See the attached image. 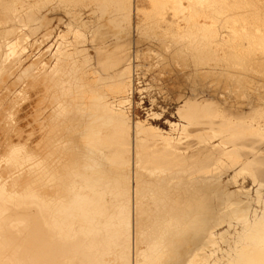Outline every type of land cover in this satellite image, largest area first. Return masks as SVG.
Returning <instances> with one entry per match:
<instances>
[{
    "label": "bare ground",
    "instance_id": "bare-ground-1",
    "mask_svg": "<svg viewBox=\"0 0 264 264\" xmlns=\"http://www.w3.org/2000/svg\"><path fill=\"white\" fill-rule=\"evenodd\" d=\"M149 1L0 0V264H264L253 28L220 18L262 3ZM169 54L191 57L189 91L135 118L138 62ZM209 69L238 82L200 95ZM166 114L167 129L153 123Z\"/></svg>",
    "mask_w": 264,
    "mask_h": 264
},
{
    "label": "rangeland",
    "instance_id": "rangeland-1",
    "mask_svg": "<svg viewBox=\"0 0 264 264\" xmlns=\"http://www.w3.org/2000/svg\"><path fill=\"white\" fill-rule=\"evenodd\" d=\"M79 1V0H78ZM134 1V5L135 6H139L140 8H146L147 7V10L148 9H150V7H151V2L149 1V0H133ZM240 2V5L242 6V0H239ZM252 2H254V5H256V4H258V3H260L259 1H261V5H256V7L255 8H252V11L251 10H247V9H251V7L250 8H248V7H240L239 9H240V11H238V9H237V11L239 12H237V14H236V9H235V11H233V13H232V10L231 11H228V13L226 12L225 14H223V15H220V18L222 19V16H223V18H224V16L227 18V19H230L229 21L231 22H234L235 24H238V25H236V27H241L240 29H242V26H244V25H247V26H249V25H251L250 27H251V29L253 28L255 31H254V33H253V29L252 30H249L250 28L249 27H247V29L248 30H246L245 32H241L242 34H241V43L242 44H244V48H243V51H244V54H243V56L244 55H246V56H244L245 58H244V61H250L249 63H252L253 62V64L255 65V66H258V67H248V65H249V63L248 62H245V64H244V69H246V68H248V70H246V71H248L247 73H246V71H245V79L246 80H244L245 81V86H244V92H245V94H246V97H247V95H248V97L247 98H249V99H254L257 95H258V98L256 97V100H258L259 99V96L260 97H263V98H260L259 100H261L262 99V101L264 100V90H263V88H264V79H262V81L260 80V81H258L259 80V78L263 75V77H264V65H260V64H256L255 62H254V60H252V58L250 57L251 55L252 56H254L255 55V52L257 53L255 56L256 57H261V55L264 53L263 51H264V39H263V37H264V9H263V3H264V0H256L257 2H255L254 0H251ZM243 2H244V0H243ZM239 3H238V5L237 6H240L239 5ZM252 6V7H253ZM260 6H261V8L262 9H260ZM244 8V9H243ZM259 8V9H258ZM254 9L256 10V11H254ZM234 10V9H233ZM243 10H246V11H242ZM262 10V11H261ZM253 11L255 12V14L253 15ZM259 11V12H258ZM232 13L233 15H231L230 13ZM248 12H250L249 13V16H247L248 15ZM252 12V13H251ZM263 13V14H261L260 15V13ZM241 14V15H240ZM247 14V15H246ZM250 14H251V16H250ZM214 15H215V13H214ZM218 15V14H217ZM216 15V16H217ZM252 15H253V17H254V19H253V17H252ZM230 16V17H229ZM242 16V18H240L239 19V17H241ZM245 16V17H244ZM246 16H247V18H246ZM259 18H258V17ZM229 17V18H228ZM171 18V17H170ZM219 18V17H218ZM221 19H219V21H221ZM239 19V20H238ZM246 19V20H245ZM252 19V20H251ZM255 19H257V20H255ZM259 19H260V22H259ZM262 19H263V21H262ZM139 19L138 18H135V22H137ZM240 20H242V23H241V21ZM251 20V21H250ZM253 20L255 21V22H253ZM178 21H180V23H181V21L182 20H178ZM237 23H236V22ZM251 22V23H248V22ZM256 21H258V23H256ZM239 22V23H238ZM245 22V23H244ZM254 23V25L255 26H257V25H259V23L261 24V25H259V26H261V28H263L262 30H260V27L258 26L257 28L254 26V27H252V25H253V23ZM262 22V23H261ZM182 23H184L183 21H182ZM263 24V25H262ZM258 28H259V30H258ZM227 30V31H229L230 30V28H228V27H220V30ZM250 31V32H249ZM253 33L254 34V36H253V34H250L249 35V33ZM260 32V33H259ZM263 32V33H262ZM245 33V34H244ZM247 34V35H246ZM257 34H260L259 36L257 35ZM254 37V38H253ZM244 38V39H243ZM245 38H246V41H245ZM251 38V39H250ZM257 38V39H256ZM249 40H252V41H249ZM247 43V45H245V42ZM254 42H255V44H254ZM251 43V44H250ZM257 43H258V45H257ZM246 46H247V48H246ZM263 46V47H262ZM143 47V45H141V47L140 48H142ZM159 48V50L161 49L160 47H158ZM256 48H259V49H256ZM260 48H261V50H260ZM249 49V50H248ZM158 50V49H157ZM252 50V51H251ZM259 50V51H258ZM248 51V52H247ZM252 52L254 53V55L252 54ZM262 52V53H261ZM248 53V54H247ZM259 53V54H258ZM261 54V55H260ZM169 55H171V58H170V56ZM168 56H167V60H168V64H167V61H166V59L163 61V62H161V63H159L161 60H159V58H157V57H151V56H149V57H147L148 58V60H151L150 62L149 61H147V58L145 59L147 62H148V64H146L147 62H145L144 60H140L138 63H142L141 65H140V67H138L139 69V71L137 72V77H136V87H137V89L134 91V94H133V103H132V106H131V108H130V110H131V113L133 114V116L135 117V118H141V119H144V118H147V115H148V113H149V110L151 109V108H153L154 110H157V111H160L161 110V107L162 106H165V107H167V108H169L170 109V111L171 110H173L174 109V107H175V104H176V102L174 101V100H171L169 97L167 98V99H165L166 97H167V93L165 94V92H168L169 91V89L170 90H172V92H171V94L172 93H174V94H176V92L178 93V91H180V90H182V89H184V90H182V91H185V92H188L189 91V86H190V84H189V82H188V80H189V78H188V75L190 74V73H192V70L190 71V69L189 68H191L192 69V59H191V57L188 59V60H186V59H180V61H178V65H181L182 63H184V60H186L187 62H185V64H182L181 66L182 67H184V65H186V67H188V69L189 70H187V68H182V67H177L178 65H176V64H174V61L172 60V56H173V54H169ZM249 55V56H248ZM258 55V56H257ZM260 55V56H259ZM177 56V55H176ZM254 56V57H255ZM151 57V58H150ZM178 57H181V55L179 54L178 55ZM210 57V56H209ZM212 57V56H211ZM210 57V58H211ZM246 57H248L247 59H246ZM263 57H264V55H263ZM262 57V58H263ZM153 58V59H152ZM154 59H157V60H154ZM233 59V58H232ZM249 59V60H248ZM264 59V58H263ZM181 60H182V62H181ZM210 59H208L207 60V62L209 61ZM231 60V59H230ZM144 61V62H143ZM156 61V62H155ZM159 61V62H158ZM173 61V62H172ZM232 61V60H231ZM243 61V62H244ZM152 62V63H151ZM210 63H212V64H215V62H214V60H213V58H211V61H209ZM166 65H165V64ZM188 63V64H187ZM191 63V64H190ZM233 63V62H232ZM145 64V65H144ZM155 64V65H154ZM160 64V65H159ZM171 64V65H170ZM211 64V67L212 66H214V65H212ZM252 64V65H253ZM263 64H264V62H263ZM163 65V66H162ZM167 67V65H168V68H165V66ZM188 65V66H187ZM152 66V67H151ZM175 68H174V67ZM202 67H203V65H201ZM250 66V65H249ZM261 66H263V68H261ZM161 68V69H160ZM162 68H163V71H160V70H162ZM176 68H178V71H179V73H178V71H177V69ZM180 68L182 69V70H180ZM250 68V69H249ZM251 68H253L252 69V71H251ZM257 68H259V70L260 71H256V70H258ZM167 69H168V71H167ZM169 69H172L173 71L171 72V74L169 73ZM254 69H255V71H254ZM164 70H165V72H164ZM187 70V71H186ZM261 70H263L262 72H261ZM209 71H212V73L210 72V75H209V73H207L208 75L207 76H209V77H206V78H204V79H201V81L199 80V82H198V87L197 88H199V89H197L198 91H199V94L200 95H202V94H205V92L204 91H209L211 88L213 89V87H214V85L216 86L217 84H220V87H221V91H223V89L228 85V86H231L232 84H235L236 85V83L238 82V78L237 77H232L231 75H229V76H226V75H222V77L223 76H225V78L224 79H221L222 77L220 76V75H217V74H219V73H215V72H213V69H209ZM251 71V72H250ZM253 71H254V73H253ZM160 72V73H159ZM162 72V73H161ZM163 72L165 73V74H163ZM190 72V73H189ZM202 72H203V70H202ZM250 72V73H249ZM259 73V75H258V73ZM249 73V74H248ZM252 73V74H251ZM261 73H263V74H261ZM188 74V75H187ZM247 74V75H246ZM255 74H257V75H255ZM164 76V77H162V76ZM187 75V76H186ZM206 75V74H205ZM204 75V76H205ZM212 75V76H211ZM251 75V76H250ZM255 75V76H254ZM158 76V77H157ZM203 76V75H202ZM249 76V77H248ZM213 77V78H212ZM215 77V78H214ZM227 77H229V78H227ZM230 77H232V78H230ZM164 80V82H163V80ZM188 78V79H187ZM210 78V79H209ZM235 80H234V79ZM258 78V79H257ZM262 78V77H261ZM260 78V79H261ZM155 79V80H154ZM215 79V80H214ZM225 79H227V80H225ZM230 79V80H229ZM213 80V81H212ZM223 80H225V81H227V82H225V81H223ZM252 80H253V82H252ZM255 80V81H254ZM152 81V82H151ZM205 81V82H204ZM214 81H216L215 83H214ZM235 81V82H234ZM240 81V80H239ZM166 82V83H165ZM169 82V83H168ZM176 83V86L174 87L173 86V88L172 87H170V86H172V85H170V83L172 84V83ZM218 82V83H217ZM229 82V83H228ZM252 82V83H251ZM255 82H256V84H255ZM162 83H165L166 85H170L169 87L168 86H166L165 84H163V85H165V86H162ZM207 83V84H206ZM222 83V84H221ZM224 83L226 84V85H224ZM228 83V84H227ZM249 83V84H248ZM251 83V84H250ZM262 83V84H261ZM211 84H214V85H211ZM248 84V85H247ZM252 84H254V86L252 85ZM178 85V86H177ZM204 85V86H203ZM225 87H224V86ZM234 85V86H235ZM249 85H251L250 87H249ZM212 86V87H211ZM161 87H162V89L164 88V89H166L165 91H164V89L162 90L161 89ZM210 87V88H209ZM219 85H217V89L218 90H215V89H213L212 91L213 92H211V94H215V91H220L219 90ZM224 87V88H223ZM256 87V89H254ZM260 87H261V89H260ZM168 88V89H167ZM248 88H250V90L248 89ZM180 89V90H179ZM238 89V87L236 88V90ZM246 89H248V90H246ZM252 89V90H251ZM155 90V91H154ZM161 90H162V93H161ZM168 90V91H167ZM178 90V91H177ZM227 90V89H226ZM226 90H224V91H226ZM261 90V91H260ZM174 91V92H173ZM211 91V90H210ZM249 91H251V92H249ZM258 91V92H257ZM149 92V93H148ZM164 92V93H163ZM236 93H235V95L237 94V92H238V90L237 91H235ZM254 92V93H253ZM259 93V94H257V93ZM208 93V92H207ZM249 93H251V96H250V94ZM253 94L255 95V97H252L253 96ZM262 95V96H261ZM165 96V97H164ZM250 96V97H249ZM163 97H164V100H163ZM153 100V101H152ZM154 102V103H153ZM160 102V103H159ZM157 104V105H156ZM173 108V109H172ZM167 119H174L173 117H171L169 114H166L165 116H161L157 121H154L153 123L155 124V125H159L161 128H164V129H167L168 128V126H166V124L164 123L165 121H167ZM242 180L240 179V182H241ZM212 199L214 200H212L213 202H216V198L212 195ZM210 207H213V205L212 206H210ZM212 215H213V212H212ZM216 230H217V226H215L214 227V229H213V231L214 232H216ZM216 237H217V235H216ZM214 262H215V258H214ZM211 264H213V259H212V261L210 262ZM208 264H209V262H208Z\"/></svg>",
    "mask_w": 264,
    "mask_h": 264
}]
</instances>
